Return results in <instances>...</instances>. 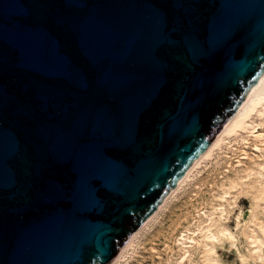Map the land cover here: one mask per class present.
I'll use <instances>...</instances> for the list:
<instances>
[{
  "label": "water",
  "instance_id": "obj_1",
  "mask_svg": "<svg viewBox=\"0 0 264 264\" xmlns=\"http://www.w3.org/2000/svg\"><path fill=\"white\" fill-rule=\"evenodd\" d=\"M264 77V0H0V264H108Z\"/></svg>",
  "mask_w": 264,
  "mask_h": 264
},
{
  "label": "bare ground",
  "instance_id": "obj_2",
  "mask_svg": "<svg viewBox=\"0 0 264 264\" xmlns=\"http://www.w3.org/2000/svg\"><path fill=\"white\" fill-rule=\"evenodd\" d=\"M226 148L229 157H224L225 170L220 172L222 177L217 187L213 188L207 202L196 207L193 220L175 234L173 243L178 250L168 252L166 264H224L218 248L227 241L237 246L241 239L246 241L242 263L264 264V77L155 213L120 247L111 264H124L140 237L150 230L167 204L191 182L196 185L202 165L211 162ZM243 194L251 196L252 205L247 212L237 213L235 229L230 227L228 220Z\"/></svg>",
  "mask_w": 264,
  "mask_h": 264
},
{
  "label": "rangeland",
  "instance_id": "obj_3",
  "mask_svg": "<svg viewBox=\"0 0 264 264\" xmlns=\"http://www.w3.org/2000/svg\"><path fill=\"white\" fill-rule=\"evenodd\" d=\"M227 151V148L221 150L219 156L213 158L211 162L202 165L201 170L198 172L197 184L194 185L191 182L179 192L176 198H173L167 204L150 230L140 237L135 250L130 252L126 261H123L124 264H166L168 252H176L178 250L173 243L175 234L179 229L188 225L190 220H193L196 207L207 202L215 190L213 188L217 187V183L222 177L220 172L225 170L226 161L224 157H226ZM251 205L252 198L250 195L243 194L240 196L236 209H234L231 218L228 220L230 227L236 229L237 222L235 219H237V213H240V211L247 212ZM167 247L169 248L167 249ZM245 249L246 241L241 239L237 246H233L227 241L223 247L218 248V251L224 264H243L241 254L245 253ZM112 261L108 264H111ZM251 264L256 263L252 262Z\"/></svg>",
  "mask_w": 264,
  "mask_h": 264
}]
</instances>
